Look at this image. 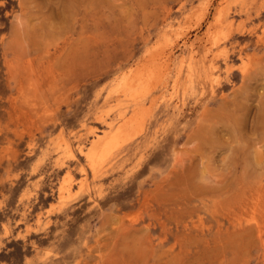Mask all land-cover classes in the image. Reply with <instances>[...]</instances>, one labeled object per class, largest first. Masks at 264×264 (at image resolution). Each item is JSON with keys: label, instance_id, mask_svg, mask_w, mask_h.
Segmentation results:
<instances>
[{"label": "rangeland", "instance_id": "rangeland-1", "mask_svg": "<svg viewBox=\"0 0 264 264\" xmlns=\"http://www.w3.org/2000/svg\"><path fill=\"white\" fill-rule=\"evenodd\" d=\"M0 264H264V0H0Z\"/></svg>", "mask_w": 264, "mask_h": 264}, {"label": "bare ground", "instance_id": "bare-ground-1", "mask_svg": "<svg viewBox=\"0 0 264 264\" xmlns=\"http://www.w3.org/2000/svg\"><path fill=\"white\" fill-rule=\"evenodd\" d=\"M238 234V233H237Z\"/></svg>", "mask_w": 264, "mask_h": 264}]
</instances>
